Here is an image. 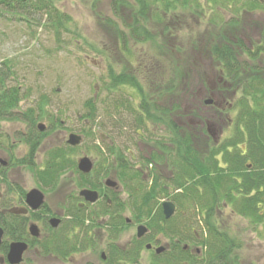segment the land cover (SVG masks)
Instances as JSON below:
<instances>
[{
    "label": "trees",
    "instance_id": "16d2710c",
    "mask_svg": "<svg viewBox=\"0 0 264 264\" xmlns=\"http://www.w3.org/2000/svg\"><path fill=\"white\" fill-rule=\"evenodd\" d=\"M123 5L129 7L131 18L124 16ZM113 6L119 23L109 19L106 22L124 56H135L130 48L134 43L147 45L152 56L148 66L138 67L132 73H127V69L119 73L111 68L108 80L103 83L104 90L119 93L116 104L133 116L136 128L143 132V136L138 134L136 142L145 140V135L150 136L148 142L153 147L152 154L149 158L144 157V166L136 169L125 151L116 145L107 146L106 151L97 147L95 151L102 156V163L95 165L90 174H83L78 171L75 159L80 147L64 144L50 149L44 167L38 168L34 156L38 140L45 133L26 139L30 156L17 161L16 165L30 166L37 183L45 189H55L69 174L76 190L100 191L98 202L102 203V208L98 214L106 216L102 225L110 240L105 264H141L144 245L155 234L170 237L174 253L166 251L155 255L151 264H243L240 258L242 242L235 231H230V225L220 211L229 209L232 218L236 215L246 219L255 229L264 228V41L258 43L251 39L252 24L247 19L252 11L264 10V2L133 0L132 3L114 0ZM36 13L46 15L59 29L67 28L69 19L59 11L55 0H0V15ZM186 13L191 18L200 15V20L201 15L207 16V30L192 40L189 48L178 44L169 48L168 42L159 40L170 32L166 20L176 14L178 17L172 18L180 23L183 21L181 15ZM229 13L231 17H227ZM151 24L153 27H149ZM159 29L162 34L157 33ZM249 36L251 42L245 39ZM128 37L134 43L128 41ZM215 68L218 71L217 87L209 93L217 96L219 103L215 105L214 101L208 106L206 101L210 98H201L200 89L206 87L208 75ZM12 74L10 66L0 67V122L15 119L14 110L21 102L19 87L9 85ZM123 87H131L137 92L140 97L138 107L125 95ZM160 100L168 104L160 107L156 104ZM188 104L190 107L186 106ZM85 105L87 111L80 119L86 126L82 133L89 138L92 125L98 123L97 104L91 99ZM225 116H229L226 120L232 135L224 141H216L208 135L204 121L217 118L222 122ZM32 125H35L34 121ZM152 126L165 129V135L155 137ZM156 162L166 166L167 174L148 171V166ZM2 168L0 181L7 183L6 169ZM112 171L129 193L124 204L120 189L104 188V180H101ZM72 195L65 210L68 219L57 229L60 232L52 234L51 239L32 240L41 246L43 255L54 253L67 261L74 253L96 247L90 232L97 231L96 226L100 223L94 222L87 206H81L79 195ZM163 198L177 206L175 215L169 220L160 205L158 211L154 210L156 201ZM126 205L135 214V222L147 225L149 234L144 240L136 239L127 247H121L116 240L127 226L122 216ZM0 218L5 221L2 223L1 220L0 224L11 235L8 219ZM197 222L202 225L199 231H194ZM17 227L19 231L11 236L20 240L25 231H21L20 223ZM192 243H196L201 254L197 253L198 249L194 252L185 249Z\"/></svg>",
    "mask_w": 264,
    "mask_h": 264
},
{
    "label": "rangeland",
    "instance_id": "374dc122",
    "mask_svg": "<svg viewBox=\"0 0 264 264\" xmlns=\"http://www.w3.org/2000/svg\"><path fill=\"white\" fill-rule=\"evenodd\" d=\"M121 1L133 3V0ZM256 1L264 2V0ZM55 4L59 11L66 14L69 19L65 29H59L51 19L41 13L0 15V67L5 68L6 65L12 68L13 74L9 85L18 86L21 92V102L14 110L15 119L0 122V169L3 166L1 161H4L7 165L4 169H6L8 183L0 181V210L16 207L12 201L18 197L17 192L41 189L30 166L16 165L17 161L28 159L30 156L31 149L27 145L26 139L46 133L39 138L34 156L35 165L38 168L44 167L45 156L50 149L66 144L68 136L72 133L83 135L82 131L86 126L80 117L87 111L85 104L91 99H94L97 104L98 123L92 125V135L89 138L84 137V143L79 146L80 149L75 156L76 163L79 158L88 156L93 160L94 166L98 165L102 163V156L95 151L96 148L101 147L103 151H106L107 146L116 145L125 151V156L138 169L144 166L142 159L149 158L153 152V147L148 142L150 136L145 135V140L136 142L138 134L143 136V132L136 128L133 116L116 104L119 93H110L104 90L103 84L108 80L107 74L111 68L119 73L123 72V69H127V73H132L138 67L148 66L152 56L147 51L148 46L143 43L136 45L134 40L128 37V41L135 44L130 46L135 56H124L117 39L109 33L106 22L109 19L119 23L113 13L114 0H55ZM123 13L126 17L131 16L129 7L124 5ZM204 13L207 15V12L204 11ZM183 15H181L182 18L179 16L180 20H183L179 21L180 23H176L172 18L178 17L176 14L168 16L166 20V24L168 23L172 29L170 28V32H166L167 36L165 35L159 40L168 42L169 48H174L177 44L189 48L190 42L207 30V16L201 15V19L205 21L202 23L200 15L193 18L187 13L186 16ZM228 16L231 17L232 14L229 13ZM247 19L251 20L252 24L251 39L258 43L264 41V10L252 11ZM131 20L129 19V21ZM256 21L261 22L258 24ZM184 23L185 25H183ZM153 24L149 27H153ZM151 29L156 34V30ZM157 33L162 34V30L159 29ZM250 36L245 37L248 42H251ZM207 81L206 87H204L207 90L215 85L217 87L218 71L216 68L211 70ZM204 88L201 95L206 92ZM122 91L136 107L139 106L140 97L133 88L123 87ZM209 98H213L215 102L219 103L217 96H212L208 92L203 99ZM156 104L162 107L166 106L168 102L160 100ZM186 106L190 107L189 104ZM231 115L235 117L234 113ZM228 117L225 116L222 122L217 118L206 120L203 126L209 127L213 138L224 141L232 135L231 128L227 126L226 119ZM32 121L35 123L34 126ZM39 124H45V133L39 131ZM151 130L155 137L165 135V129L162 127L152 126ZM147 134L149 135V133ZM148 167V171L158 170L167 174L166 166L162 163H152ZM145 174L142 176L147 180ZM108 178L118 183L121 192L120 198L123 204L127 202L129 193L123 189L117 175L112 171ZM106 179L107 177L101 178V180ZM44 193L49 211L58 214L64 213V215L69 205L68 202L71 200L70 196L72 194L78 196V190L74 188L69 174L63 177L55 189H46ZM111 193L110 191L109 194L112 195ZM166 201L170 200L158 199L154 205L155 212L158 211L159 205L163 211L162 204ZM101 206V202L87 203L88 212L91 216L93 215L94 222L100 223L96 226L97 231L90 232L96 241L95 248L82 253H74L67 261L60 259L54 253L43 257L40 250L38 253L31 251L21 264H105L102 262L101 256L103 253L108 256L110 240L102 225L107 220L106 216L98 214ZM223 210L225 209L220 212L228 221L230 231H235L238 239L242 242L240 251L242 263L264 264V228L260 226L255 229L246 219L236 215L232 218L233 214L230 216L229 209ZM122 216L127 226L116 240V244L127 247L136 240L138 226L145 225V223L135 222V214L127 205L123 207ZM197 217L200 216L197 215ZM200 225L202 224L197 222L194 231H199ZM145 226L147 227V225ZM43 233L42 240L53 238L48 230ZM46 235L49 237L45 238ZM158 239H161V244L164 247L167 244L171 246L169 254L171 251L174 253V243L170 237L155 234L149 242ZM149 242L145 243L141 253V264H151L154 256L158 255L156 251L146 248ZM37 245L39 246L38 243ZM188 245L191 252L199 249L196 243ZM187 249L189 248L187 247Z\"/></svg>",
    "mask_w": 264,
    "mask_h": 264
},
{
    "label": "flooded vegetation",
    "instance_id": "af4514ba",
    "mask_svg": "<svg viewBox=\"0 0 264 264\" xmlns=\"http://www.w3.org/2000/svg\"><path fill=\"white\" fill-rule=\"evenodd\" d=\"M203 88L200 89V92L203 90ZM204 89L206 90V92L200 96L201 98H204V96L209 92V90H207L206 88H204ZM215 89H216V85L214 87H211L210 91L213 92ZM211 95L213 96V94H211ZM215 103H217V102H215ZM38 143H39V141H38ZM66 144H67V141H66ZM5 166H7V165H3L2 167L5 168ZM43 166H44V164H43ZM39 187H40V185H39ZM40 188H41L40 190L43 193H44V191H46L45 188H42V187H40ZM27 193L28 192H24V191L17 192L16 194L18 195V197L14 198L12 201V203L15 204L16 207H13L11 209L5 208V209L0 210V217L3 216L4 218L8 219V222H9L8 231H12V232H10L11 235H14L15 231H19L18 230L19 227H17V225L19 223L21 224V226L23 228L21 231H25L24 235L20 238V240H16L13 238L14 236L7 234V231H6L5 227L3 226V224H0V227L4 230V235L2 238V244L0 246V264H9L8 259H7V255H8L9 250H10V245L14 242H23V243H26L28 245V248H27V250L23 256L24 257L23 262L26 259V255L31 251L38 253V250H40V252L42 254V251L40 248L41 246L40 245L38 246L37 243H33L32 240L33 239H41L42 234H44L43 231L48 230V233H51V235L55 234L57 232H60V231H55V230L59 229L65 223L66 219H68L65 217L64 213H62V214L51 213V211H49V208L46 205V203L40 210L33 211L26 203V194ZM45 197H46V195H45ZM100 199H101V194H100ZM80 201H81L80 202L81 206H83V207L87 206V203L85 202L84 198H81ZM54 217L61 219V224L58 228H53L50 225V219L54 218ZM0 222L4 223L5 221L3 218H0ZM32 224H36L39 227V231H40V237L39 238L33 237L30 234V226ZM48 235H46L45 238H48L50 236V235L49 236ZM136 239H139V238H137V236H136ZM144 239H146V236H144L143 238H140L139 240H144ZM149 243L152 244V248L150 249V251H155L157 246L162 245L161 239H158L154 242H149ZM149 243H147V244H149ZM170 250H171V246L169 244H167L166 245V251H170ZM188 250H190V247ZM197 253L201 254L199 249H198ZM42 256L44 257L45 255L42 254ZM101 260L104 263L107 260V256H106V258H103V256H101Z\"/></svg>",
    "mask_w": 264,
    "mask_h": 264
},
{
    "label": "water",
    "instance_id": "95a60500",
    "mask_svg": "<svg viewBox=\"0 0 264 264\" xmlns=\"http://www.w3.org/2000/svg\"><path fill=\"white\" fill-rule=\"evenodd\" d=\"M206 104L207 105L213 104V100L212 99L207 100ZM38 129L40 132H44L46 130L45 124H39ZM209 133L211 134L210 130H209ZM83 142H84V136L79 135V134H75V133L70 134L68 136V139H67V144L72 146V147H78V146L82 145ZM1 162L3 165H6V163L4 161H1ZM77 168L83 174H90L94 168V162L88 156H83V157L78 159ZM104 184L108 188H117L118 187V183L111 178H107L104 181ZM79 196L84 198V200L86 202L91 203V204L98 202V200L100 199L99 192L96 190L89 189V188H85V189L80 190ZM26 203L33 211H38L46 203L45 194L38 188L32 189L31 191H29L26 194ZM162 207H163L164 216L167 220L171 219L177 211V206L172 201L164 202L162 204ZM128 221H130V220H128ZM60 224H61L60 218L54 217V218L50 219L51 227L58 228L60 226ZM148 231L149 230L145 225L138 226L137 237L139 239L143 238L148 233ZM30 234L36 238L40 237L39 227L36 224H32L30 226ZM3 235H4V230L0 227V246L2 244ZM187 247H188V245L185 246V249H187ZM27 248H28V245L26 243H23V242L12 243L10 245V250H9L8 255H7L8 263L9 264H21L24 260L23 256H24V253L26 252ZM146 248L148 250H150L152 248V245L148 244L146 246ZM155 251L158 255H161L166 251V247H164L163 245L159 246L158 248H156ZM102 256H103V258H106V255L104 253Z\"/></svg>",
    "mask_w": 264,
    "mask_h": 264
}]
</instances>
